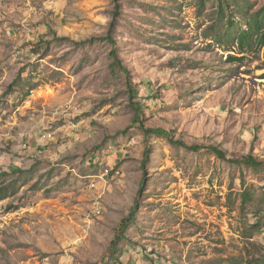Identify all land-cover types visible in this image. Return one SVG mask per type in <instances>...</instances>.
<instances>
[{"label":"rangeland","instance_id":"374dc122","mask_svg":"<svg viewBox=\"0 0 264 264\" xmlns=\"http://www.w3.org/2000/svg\"><path fill=\"white\" fill-rule=\"evenodd\" d=\"M225 1L0 0V264H264V165L145 136L112 45L72 42L113 24L145 125L264 160V0Z\"/></svg>","mask_w":264,"mask_h":264},{"label":"trees","instance_id":"16d2710c","mask_svg":"<svg viewBox=\"0 0 264 264\" xmlns=\"http://www.w3.org/2000/svg\"><path fill=\"white\" fill-rule=\"evenodd\" d=\"M225 0H218V4L219 7L222 11V5L225 3ZM116 7H118V3L115 4ZM117 12V11H116ZM113 24H111L110 29L107 31V33L104 36H100L97 38H90L87 40H81V41H72L75 44H83V43H91L94 40H105L108 43H110L112 45V48L109 52L110 57H112V63L111 66L112 68H118L119 70H122L125 73V84H126V92H127V97L129 99V104L130 107L132 109V119H131V124H135L138 126V128L144 133L145 136H148L150 134H155V135H161L163 137H165L167 139V141L171 144V145H175V146H181L187 150L190 151H199L201 149H207L208 151H211L214 155H216L217 157L227 160L228 162L231 163H237V164H241V165H246L249 167H262L264 165V160H259L256 156L247 153V154H243L241 156H230L228 157L227 153L221 149L220 147L216 146V145H212V144H201V143H193V144H187L185 143V141H183L182 139L179 138H175L173 136L174 131L173 130H167L163 127H151L148 125H145L144 123V118H143V104L141 102H139L137 100V96H138V91L135 88V86L133 85L132 81L129 78V73L128 70L120 63L119 58L117 57L116 53H115V49L113 48L114 44H115V40L113 38L112 32H113ZM247 32L243 31L240 32L239 34V41L242 44L244 39L247 38ZM54 39L57 40H70L69 37L67 36H57L56 34H54ZM13 83H15V80H13L11 83H9L7 89L11 90L13 87ZM28 91L25 93L27 94ZM126 129H123L121 131V133L125 132ZM149 153H150V148L148 146L145 147L144 152H143V157H142V165H145V163L148 161L149 159ZM22 170L20 168H13V171H1L0 174L1 176L7 175L9 173H15V172H21ZM16 178L15 179H11L10 182L12 181V184H15L16 182ZM144 180V177L143 179ZM15 191V189H11L9 190L7 185H0V199L5 198L7 196H9L10 194H13ZM245 196V194H243ZM136 209V205H133L129 211V213L123 217L120 220L118 229L116 231V235L114 237V239L111 242L110 248L113 251L116 246H117V242L121 239L124 238V231L125 229L128 227V225L132 222V220L134 219V212ZM252 228L254 229H259L260 225L259 223L255 222L252 226Z\"/></svg>","mask_w":264,"mask_h":264},{"label":"built area","instance_id":"2783aa9c","mask_svg":"<svg viewBox=\"0 0 264 264\" xmlns=\"http://www.w3.org/2000/svg\"><path fill=\"white\" fill-rule=\"evenodd\" d=\"M51 133H42V135H41V137L43 138V139H50L51 138ZM118 170H115V171H113V172H111V176H113L114 174H118ZM110 173V171L108 170V169H105V175H108ZM96 213H99V210L97 209L96 210ZM176 264H186V262L185 261H178Z\"/></svg>","mask_w":264,"mask_h":264}]
</instances>
